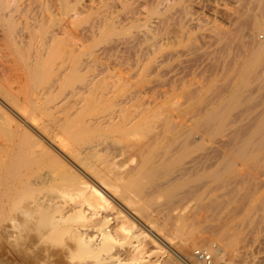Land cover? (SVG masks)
<instances>
[{"label": "rangeland", "instance_id": "rangeland-1", "mask_svg": "<svg viewBox=\"0 0 264 264\" xmlns=\"http://www.w3.org/2000/svg\"><path fill=\"white\" fill-rule=\"evenodd\" d=\"M189 1L190 0H0V170L1 169L3 170L4 166L2 164L3 163L2 159L4 158V156H6V153L3 151L5 153L4 154L1 151V148L3 147L4 144H7V146L9 147L11 145V148H10L11 150L13 147L12 146L13 142L16 141V143H14V146L17 144V142L20 144V145L18 144V147L20 146L19 148L16 147L14 148V150L12 149L13 151H16V153L14 154L12 150L9 151V153L11 152L9 156V159L11 160H8L7 158L8 156L4 158L3 160L5 159L8 160L7 166L9 165L8 168H10L9 170L11 173L21 172L23 177L26 174V176L23 178L25 180L23 181V183L26 182V184L24 185H27V186L25 188V186L22 185L23 187H21V191L22 189H24V191L20 193V195L22 196L25 194L23 196L25 199H27L29 196L30 197L28 199H30L32 195H35L37 193V190H39V192L41 193L44 192L49 195L51 194L50 195L51 197L54 195L58 197V195L61 196L62 193H64L63 192L64 187L62 184L60 185L59 182L61 180L64 181L65 174L63 173H66L65 171L66 167L64 169V164H62L63 166H61V164L59 165V159L62 160L61 162H64L66 164L68 162L70 168L76 173L78 172V175L80 176L83 175L82 177L84 178L90 177L89 174L86 173L81 167L77 166L78 164L76 163L75 160H73V158L69 157L65 152H63L61 148L58 147L57 144H55L51 139H49V136L45 134V131H42L41 128H39L40 129L39 131V129H37L38 126L31 123L28 119L27 121L25 117L27 113H33V112L38 117H42V116L45 117L49 115L47 113H50L51 111H53L51 104L54 103L53 101L55 100L54 97H56V100L60 101V98L64 94L63 92L65 91L67 92V93L65 92L66 93L64 94L65 96H68V97L71 96L70 92H72V89H73L72 85L74 87L77 84H79L77 85V88L75 87L73 89L72 94H74V91L76 89H79L78 86L81 87V83L83 84L84 81H87L89 79L88 77L93 75L92 72H94V70H95L94 73L99 72L101 75L99 77L100 80L98 79L95 86L91 88L93 90L89 91L90 94L91 93L92 94L90 95L88 93L87 95L86 91H88V89H85L83 91V96L81 95L77 96L79 93L72 95V96H76L77 100L74 99L72 96L71 97L73 99H70V97L69 98L67 97L69 99L68 101L70 102L79 101L80 103L78 104L83 103V100H84L83 106L87 105L85 102L87 103L89 102L88 105L84 107V108H87L86 110H84V112H82L84 108L81 106H78L79 110L82 109L80 110V112L82 113L79 115V110H77L75 114L79 116H76L75 114H73L72 115L73 118L72 117L69 118L72 120L75 119L74 122H77L78 120L77 124L72 123L73 125H71V123L69 122H64V123L65 124L67 123V125L69 123L70 126L69 125L65 126V124H63L64 125L63 128L64 129L66 128L67 132H69L68 129H71L73 126H76V125L78 126L76 127L79 128V130L74 127L75 128V131H74L72 128L73 130V133H72L73 137H72L71 135L69 136L67 135V132H65L66 130L65 131L62 130L63 128L61 127L63 125L59 128L57 127L58 129L57 128L55 129V131H58V132L59 130L61 132L63 131L68 137H70V139H73V142L75 144L78 145L82 143L80 144L81 146L78 145L77 148L79 149L80 147L84 148L85 146H87V144L88 145L91 144L94 140L95 142L96 140L98 141L99 138H100L99 141L105 140V141L112 142V143L114 139H117L116 141H114L115 145L118 144L121 146L122 141L124 145H128L129 143L133 141V139L135 140V137L138 139V137L142 135L144 136L145 132L147 131L146 129L150 127L149 124L152 122L151 120L152 118L150 119V117H153L154 112H155L154 115H156L157 111L159 112L160 110L159 108L161 106H158L159 108H156V111L153 110L154 107H157L156 104L158 103L160 104L163 102L164 104H166V105L164 104L162 105L166 107L165 108L167 109L166 112L168 111L170 112V114L177 113L179 116L195 115L197 117L199 116L203 118L202 116H205L206 111L207 109H209L211 104L214 103L215 106H217L222 101L221 100L222 93L225 92L223 93V95H227L230 91L233 90V88L235 89L237 86H239V83L241 82V80H243L242 78H244L247 74L249 81H251L252 83L249 82L248 85L245 86L243 84L244 86H241L243 88L245 87L244 89L240 88L241 89L240 90L241 100H239V103L234 106L235 108L237 107L238 108L235 110L234 107H230L228 108L229 111L227 109L223 111V112L226 111L225 113L227 115L232 114L231 117L229 115L227 116L228 119L226 117L225 119L226 122L224 121L227 127H225L224 125V127L221 129L220 126L222 127L224 122L222 123L221 121L220 123L221 125H220L219 124L220 120L216 118V119H213L214 122L212 120L209 121L210 124H208L207 127L206 125H204L207 129L206 128L204 129V127H201L202 124L198 128L199 130L201 128V131L204 130L203 132H206V134H208L210 138L212 137L211 139H213V137L215 139V137L219 136L218 133H221V132L227 133L230 130L228 128V126L230 127L231 125L229 124V122L233 120L231 118H234L238 111L242 110L243 112H245V109H246V113H247V111L252 109L250 110L252 113L250 111L248 113L254 114V116L250 115L251 117L249 121H247L246 123H242L243 125L242 124L239 125L241 128L237 125L238 128H236L234 131V133L235 132L236 133L234 134L235 136L233 137V141H231L232 143H230L231 145L229 144V146L225 147V149H227L225 153L227 156H225L224 151L221 150L223 148L216 147L215 149H212L214 151L211 150L212 153L210 152L211 153L210 157H212V159L214 160L212 164L198 167L195 169L197 172L192 170L193 172L192 171L189 172L192 175L187 176V180L189 179L191 183L196 182V178L199 175L201 176L197 178V181H209V182L211 181L213 184H215L214 182L219 183V185L218 183H216V185H218L217 188H214L216 190L213 189L215 192H217L216 194L214 195L212 194V196H210L212 192L211 191L209 195L211 198L209 196L207 198V196L205 195L207 200L209 199V203H211L210 207H208L211 210L209 209L207 210V208L201 207L204 204L206 198H203V201H199L198 199L196 200L195 198L191 197L190 199L185 201L186 203L181 202L180 206H182L183 211H184L183 213L184 220L182 222L181 231L175 233V229L173 230L172 227H174L173 226L174 219L176 218H174V216H170L169 219H165V217L167 216L155 213L154 211V206H156L155 204H159L161 200H163L165 197L163 194H162L163 197H160L161 196L160 195L159 198L156 195L157 197L154 198L155 201L153 199V203H149V207H152L153 209L152 213H155L153 214L154 215L153 218L155 219V217L156 218L159 217V219H155L156 222L158 221L157 224L160 225V223L162 222L160 226L164 225V227L170 232L167 238H165L164 240V237L162 238L161 235H159L154 229L149 227L147 224L146 226L143 220L137 214H135V212L131 211L125 204L118 202L116 203L117 204L116 207L118 209L120 208L124 212L127 210L131 212L132 220H130V224H133L132 228L134 230L143 232V235H145L144 236L145 242H149L150 241L149 238L150 239L154 238V240H156L154 244H153V241L149 242L151 247L157 250V252L153 253L152 256L150 257L152 260L156 259L158 260V262L159 261L163 262V260L164 261L167 260V262L165 261L166 264H170V263L173 264V262L174 264H192V263L193 264L195 263L196 264H206L205 262L199 260L195 256L194 254L195 249L202 247V248L209 249L210 252L211 251L213 252V250L217 249L218 247V249L220 248L221 250L222 248V250L225 251L226 259L227 257H229L230 259L234 260V262L236 261L235 262L236 264H264V191H263L264 181L263 182L258 181V178H257L258 176L264 177L263 175L264 174L263 172L264 171V151L260 150L259 153L260 152L261 153L257 154V157L255 156L253 158H249L248 160L247 159L242 160V158L238 154H236L238 152L237 150L240 146L242 138L251 132L250 130H252V126L254 127L255 125L254 123L257 121V116L259 115L260 112H262L261 108L264 105V93H263L264 92V87H263L264 82L262 83L259 79L264 76V74L263 75L261 74L262 69L259 70L262 67L259 66L260 68H257L258 70H256L255 72L254 70L248 73L245 72L244 76L242 77L243 75L242 73L245 69L244 64L246 63V60L248 59V54H249L247 53V50L251 48V44L253 40L254 41L255 39L264 40V32L260 29L259 31L257 29H254V34H253L254 37L252 36L249 39H247L248 37L242 36V35H243V32H245L244 31L245 29H250L251 26H253L252 24L257 17L264 19V0H239L238 2L230 1L226 3V8L217 6L218 0H194L195 1V3H193L194 5H192V3L190 4ZM36 19L38 20V23L35 21ZM32 20L33 22L34 21L36 22V23L34 22L35 26H33V22H31ZM28 24L31 26H29ZM32 26L37 28L38 31L36 30L35 31L39 38H42L45 35H48V34L50 35L51 33L57 32L62 26L66 27L67 34H66V39L64 41L65 48L60 43L59 45L55 44L54 46L55 48L53 49L51 56L48 57L49 58L48 62L47 63L41 62L40 65L37 67L39 69L37 68L33 69L34 67H32L33 70L32 69L30 70V68H28V64L31 61L36 60L37 53H35L34 51L38 50L37 49L38 46L36 48L34 47L33 48L34 50H32L31 47L29 48L28 45H24L22 43L18 44L19 42L15 41L16 40L15 37L17 36V34H21L24 31H27L26 29ZM238 31L240 32L237 33ZM238 35L240 37L242 36L241 39L240 37L237 38ZM248 47L250 48L248 49ZM30 49L31 51H29ZM245 56H247L246 57L247 59L245 58ZM32 57L35 59L33 60ZM63 58H65L66 61L68 59V63H70V66H71L70 75L69 73L66 75V77L69 75L68 76L69 78L65 77L66 80L59 79L58 77V72L60 70V66L62 64ZM242 58L245 61H243ZM88 59L90 60L93 59L92 60L93 63L94 62L96 63H94L92 66L91 65L92 61H89ZM46 60L47 59H44V61ZM156 60L158 61L156 62ZM85 63H87L86 67H88V65H91V66H89L88 68L83 67L85 66ZM154 63H155V66H154ZM78 64L79 65L81 64V65L78 66ZM156 64H159V65H156ZM240 65L241 67L239 69ZM242 66H243V69H242ZM234 69H236V71ZM260 74L262 77H260ZM106 76L108 79H110L109 81L106 78ZM256 77H259V78H256ZM53 78L56 79L54 80L55 82L53 81ZM104 79L106 82L104 81ZM38 80L40 84L42 82L44 84L43 85L41 84L42 86L39 85ZM261 80H264V78H262ZM65 81L66 83H62ZM253 81L254 82L260 81V83L256 82L258 85L256 83L253 84ZM48 82H50L51 86L49 85ZM51 82L53 84H51ZM102 82L103 84H101ZM247 82L245 81V83ZM58 84H60V86ZM64 84L65 85L68 84L67 85L68 88ZM110 86L112 88H110ZM250 86H251L250 91L252 92L253 95H250L251 92L249 91L248 93L247 91V89ZM47 87L51 88L53 92L52 91L49 92L51 89L48 90ZM36 88L39 90H37ZM227 88L229 91L227 90ZM46 90H48V93ZM103 90L107 96L104 95V97H102V93L104 94ZM43 91H46V93L44 92L46 95L43 93ZM108 91L110 92V94ZM84 92L86 93L87 97L86 95L84 96L85 94ZM41 94L43 96L45 95L44 97L42 96L43 98H41V101L44 102V104L40 102V99L38 98L39 96L41 97ZM47 94H50L51 96ZM125 94L127 96L131 94V97L133 96V99L135 98L137 99V96H138L137 100H139V98L140 100L139 101H137L136 99L133 100L129 97L128 99L133 100L132 102L133 107L129 106L124 109L126 113L123 111L124 112L123 116L124 117L126 116V118L124 119L122 117V119H120L122 122L119 121L118 119V121H115L112 124L108 123L111 125L116 124L117 127L119 125V124L117 125V123H120L118 130L115 128L116 126L114 128L108 127V126H111L108 124L106 127L110 129H107L105 127L106 125L105 122H104L105 125L104 123L100 124L98 122H95L96 120L94 118L97 117L96 115L99 114L98 116H100L104 114L105 116L106 115L108 116L110 115L109 112H111L113 108H114L113 110H115V108L119 109V106H117L119 104L111 105L110 103H113V102L115 103L116 101H118L116 103L121 102L122 97L125 98ZM245 94L246 96H244ZM248 94L251 97H248ZM100 95H101V98H99ZM52 96H54L52 98L53 100L50 99ZM242 96L243 98H241ZM78 97L79 98L82 97L83 100L82 99H80L82 101L78 100ZM98 98L100 100H98ZM141 98L144 100L143 103L141 102L143 101ZM49 99L51 100V104H48V105H51L49 106L51 107V109L48 107L46 108L42 106V109L43 108L44 110L46 109L45 110L46 114H44L45 111L44 113H41L43 111L38 112L39 111L38 106L37 108H35L36 103L37 105H40V103L43 105H47L46 101L47 102L50 101ZM145 99L147 100L146 102H145ZM242 99L244 102L242 101ZM244 99H247V100H244ZM152 101L153 103L154 102L155 103L154 104L151 103ZM140 102L142 104L141 107L139 104ZM134 103L136 104L138 103L137 106ZM110 105L111 107L109 110ZM147 105L149 106L152 105L151 108H149V110L147 111V114L150 113L152 115V116H149V121L146 123L148 124L149 127L146 124H144L145 122L142 123L143 121H145V119L139 122L138 126H136L137 128H135V126L133 127L132 124H134L135 122L138 123V120L139 121L140 119L142 120L141 117H143L142 115L143 111L139 112L142 115L141 117H139L140 114L138 115L134 114L135 110L138 111L139 109L140 110L142 109L145 111V114H146V110L143 109V106H147ZM222 106H223V109H225L224 108L225 103L219 104V106L217 107L218 111L222 112L223 110ZM164 107H161L162 109L160 110V112L163 111ZM219 107H221L220 110H219ZM39 108L41 107L39 106ZM107 108L109 112L108 111L103 112V110H107ZM131 108H134L132 111L133 113L129 112V109L132 110ZM230 109L232 111H230ZM106 112L107 114H105ZM111 113H113V111ZM51 115H52V112L50 116ZM74 115L76 116V118H74L75 117ZM84 115L86 117H84ZM146 115L144 116L145 118H146ZM133 116L135 118V121L133 120L134 119ZM206 117H204L203 119H206ZM48 118L46 117V120H48ZM87 118H89V120ZM90 118L92 120L94 119V121H91ZM129 118H132V121H133V122L131 121L132 123H130ZM41 119H42L41 122H47L45 119L40 118V120ZM84 119L87 120L85 121L86 125L84 124L85 122L81 123L82 121H84ZM253 119H256V120L254 121ZM127 120L129 121V123ZM215 120L216 121L218 120L219 122H215ZM87 123H90L91 124L90 127H94V128H95V125L98 126V124L101 126L104 125L102 126L104 127L103 128L104 130L101 129L102 128L101 126H99L100 128L98 129V131H95L96 128L90 129L89 124ZM93 123L95 125H93ZM79 124H81L82 126L84 125V126L82 127ZM128 124L129 125L131 124L133 128L128 127ZM140 124H142V127L145 126V128L143 127L142 129ZM125 125L127 126L126 127L127 129L125 128L124 130L121 131L120 127H124ZM219 129L220 131L218 132ZM226 129L228 131H226ZM99 130L100 131L102 130L103 132L101 131L100 133ZM71 131L69 132L70 134H71ZM41 132L44 133L45 136ZM74 132H76V134H74ZM91 132H92V135H91ZM136 132L140 134H136ZM212 132L213 133L215 132V134L218 136H216ZM62 133H60L59 136H61ZM65 134H62V135H65ZM96 134L98 135L96 136ZM93 135L95 136V138L91 137ZM237 135L238 137H236ZM31 136L34 137L33 140ZM67 136H65V138H67ZM89 137H90V140L93 139L92 142L89 140ZM102 137L105 139H102ZM106 138L108 139L106 140ZM37 139H38V142H40V145H39L40 147H38V145L35 144ZM119 139H120V142L118 141ZM128 140H131V142ZM9 141H10V144H9ZM74 143H72V145ZM112 143L109 144V147L103 146L105 147V150L103 147H101L95 151H88L89 154L91 153V156H93L91 157L92 160L90 161H94V159L96 158V154H99L98 155L100 156L99 161H97L98 156L96 158V161L98 163L105 164L106 163L105 158L107 157V156L105 157V155L111 152L110 148L113 151L112 148H114L113 146L114 143L113 145ZM70 144L71 143H68L69 146ZM128 147H131V146L129 145ZM196 147L200 148L201 145H196ZM75 148L76 146L73 149L77 150V148L76 149ZM42 149L44 151H42ZM127 150L129 153L127 152ZM133 150L134 152H132ZM84 151L86 152V150ZM104 151L107 154H105ZM125 151L126 153H124L123 156L126 154L129 157H126L125 155L123 158L122 156L120 160L122 161L121 163H124V165L127 168L134 166L138 161V157H139L138 155H140V152L137 153L136 149H132V148H130V150L129 148H125ZM85 152L82 153L84 158H87L88 156H90L87 152L86 154L88 156L86 157ZM2 153L4 154V156L2 155ZM42 153H44L43 155L45 157H47V154H48L49 156L47 158L49 159H45L44 157L43 160L44 159L45 160L44 162H42V157H43ZM52 153H54L53 157L55 158L51 156L53 155ZM32 155L33 157H31ZM103 157H104V160H103ZM36 158H38V161ZM88 158L90 159V157ZM100 158L102 159L103 162L100 161ZM26 159L27 160L29 159L30 161L28 160L29 161L28 162L26 161ZM53 159H56V160H53ZM89 159H88V162L90 163ZM221 159L225 160L226 162L222 161ZM19 160H21V162ZM33 160L35 161V163L37 162L39 163V160L42 163L41 162L40 164L34 163V165L39 166V167L38 166L36 167L32 164ZM96 161H94L93 163L94 164L97 163ZM29 163L33 165L31 167L32 170H29V167L31 166V165H28ZM174 163H173L174 168H176L177 165L179 166L178 161ZM25 164H27V170H25L26 169ZM10 165L11 166L14 165L13 166L14 168L13 167L11 168ZM19 165L21 166L19 167ZM173 167H171V169ZM210 167H213V168L211 169ZM214 167L216 169H214ZM205 168L207 169L208 175H205L206 174ZM16 169H18V171H13ZM62 169H64L63 172H62ZM217 169L219 170L217 171ZM242 169H243V172H242ZM30 171L32 173L35 172L33 173V177H31L32 174L30 173ZM211 171H214L215 174L213 172L210 175ZM218 172H220L221 177L216 179L215 177H213V174L214 176L218 177L217 176ZM45 173L52 175V178L54 176V179L58 178V180L57 182L56 180L52 181L53 179L49 181L50 183L54 182V184H49L48 182L47 184L48 187L46 186V183H44L41 186L45 185L46 186L45 189L47 190L40 191L42 189L38 186L42 183L38 182V181H41V178L39 176H42ZM27 175H29L31 179L29 177L27 178ZM202 175H204V177H202ZM61 177L62 179H60L59 181V178ZM26 178L30 180L28 181L26 180ZM1 180L2 178L0 179V264H36V263L45 264L46 261L43 260L42 257L40 256L42 252L39 253V251L43 249L42 248L43 246L40 247L41 249L37 248V250L38 249L39 250L36 251L35 244L37 245L39 242L34 243L36 239L32 238V236H30L31 238L29 237V239H27L24 243L20 244L19 246H16L12 243H9V241H6V240H9V238L6 239V236L4 237L5 234H3V230H4L3 225L5 221L4 218H6V216H10L11 214H12L11 216L13 217V212L15 211L14 204L18 201V197L20 198L21 196L18 195V197L16 198L13 196L10 198V201H7V198H5L7 197L5 194L6 184L4 183V181H1ZM244 180H245V183H243ZM27 183L28 184L31 183L30 186ZM36 183L38 185H36ZM55 183L56 184L58 183V186H56ZM50 185H53V186H50ZM147 185L149 186L147 180H145L144 183L142 181V184L138 186L140 187V192L143 191L144 193L142 192L140 195H139L140 192H135L136 194L134 193V195H136L134 200L136 199L135 201H137L138 203L137 202L135 203L133 201V205L130 206V208L132 207L131 208L132 210H136L135 208H139L140 213L141 212L147 213L148 210L149 212L151 211L148 207V201H144L145 199H149V195L147 196V194L144 191L145 189L143 188V187H146ZM28 187L30 188V193L32 192V194L28 193V189H29ZM219 187H222L224 190ZM61 189H62V192H60ZM136 191H138V189ZM59 193H61V195ZM142 194H144L147 197H142ZM137 195H139L140 197ZM137 197H139L140 199ZM257 197H259V199ZM140 200L142 204L141 202H139ZM149 200L151 201V199ZM229 201L231 203H229ZM251 202L253 206L254 204L255 206L252 209V211H250L251 217H249V214L245 213L246 212L245 209L248 208V205L250 206ZM212 203H215V204H212ZM135 205L136 206L138 205V206L134 207ZM146 205L148 209L146 208ZM245 206H247V208H245ZM122 208L123 209L125 208V209L123 210ZM235 208L237 212L233 211L235 210ZM142 209L144 210L141 211ZM227 209L230 210L231 212V213L229 212L230 216L234 214L235 216H232V217L233 218L236 217L235 218L236 225L231 228V231L232 233L234 232V234L230 236L234 241V244H235L234 247L226 246L223 243L222 239H220V232H221L220 230L223 227L224 223H226L225 221L229 220V218L226 217V215H228L226 211ZM241 213L243 216L248 215V217L247 218L244 217L243 219V216L240 215ZM223 214H225V216ZM161 216L164 218L165 223L167 224L170 223L169 226H171L170 227L171 229L167 228L168 225L165 226L166 224L163 222L162 220L163 218ZM17 218L20 219L21 217L17 216ZM222 218H224L225 221ZM167 220L170 222H168ZM242 223L243 225H241ZM172 230L173 232H171ZM146 239H148L149 241H147ZM30 240H32L33 242L32 241L30 242ZM185 242H188L189 246H184ZM28 243L30 245L31 243L32 244L34 243V245L30 246ZM27 251L30 253L34 251L32 255H35V256L33 257L37 258V256H40L41 259L38 258L39 260L37 259L38 260L37 261L36 258L33 259L32 257L31 259H33L34 261L33 260L31 261V259L29 260L31 254L29 253L28 255ZM36 252H38L37 255H36ZM233 253L235 254L233 255ZM192 254H194V257L192 256ZM211 255L213 259L211 264H227V263H222L223 262L222 260L221 261L217 260L219 262L216 263L214 253H212ZM168 256H169L168 259L171 260L170 263L168 262L169 260L167 259ZM189 256H191L192 258ZM190 259H193V260H190ZM41 260L44 263L39 262Z\"/></svg>", "mask_w": 264, "mask_h": 264}, {"label": "bare ground", "instance_id": "bare-ground-1", "mask_svg": "<svg viewBox=\"0 0 264 264\" xmlns=\"http://www.w3.org/2000/svg\"><path fill=\"white\" fill-rule=\"evenodd\" d=\"M230 1H234V2H238L239 0H218V3H217V6H221V7H223V8H226V3L227 2H230ZM190 2V4L192 3V5H194L193 3H195V1L194 0H190L189 1ZM198 4V3H197ZM35 19V18H34ZM253 20V19H252ZM37 23H38V20L36 19L35 20ZM34 21V22H35ZM31 22H33V20L31 21ZM33 22V26H35L34 24L36 23H34ZM29 24H30V22H29ZM28 24V25H29ZM32 24V23H31ZM38 25V24H37ZM253 26H251V28L250 29H243L245 32H243V35L242 36H246V37H248L247 39H249V38H251L252 36L254 37V29H257L258 31H259V29L260 30H262L263 32H264V19L263 18H259V17H257L256 19H255V21L253 22V24H252ZM29 26H31V25H29ZM30 27V28H28V29H26L27 31H24L23 33H21V34H17V36L15 37L16 38V40L15 41H18L17 43L18 44H20V43H22V44H24V45H28L29 46V48L31 47V49L32 50H34L33 48L35 47H37V51H34L35 53H37V58H36V60L35 61H29L30 63L28 64V68H30V70L32 69V67H34L33 69H35V68H37L39 65H40V63L41 62H48V57L49 56H51V53H52V51H53V49L55 48L54 46H55V44H58L59 45V43L65 48V45H64V41H65V39H66V34H67V31H66V27H64V26H62L57 32H55V33H51L50 35L48 34V35H45L44 37H46V38H44V37H42V38H39L38 36H37V33H36V31H38L37 30V28H35V27ZM38 27V26H37ZM27 28V27H26ZM242 29V28H241ZM36 30V31H35ZM225 31V30H224ZM242 31V30H241ZM54 32V31H53ZM236 32V31H235ZM234 32V33H235ZM240 31H238L237 33H239ZM226 33V32H225ZM255 33H256V31H255ZM39 34V33H38ZM47 34V33H46ZM221 34V33H220ZM41 35V34H40ZM241 35V34H240ZM42 36V35H41ZM241 36V37H242ZM236 37V36H235ZM238 37H240L239 35L237 36V38ZM241 37H240V39H241ZM245 37V38H246ZM255 39V38H254ZM242 40H243V38H242ZM57 41H59V42H57ZM252 41V40H251ZM57 42V43H56ZM16 43V42H15ZM248 46H250V45H248ZM62 47V48H63ZM24 48V47H23ZM250 47H248V49H249ZM28 49V48H27ZM31 49L29 50V51H31ZM28 51V50H27ZM66 52V51H65ZM247 53H249L248 54V59L246 58L247 56H245V58L247 59L246 60V63L244 64V66H245V69H244V71H243V75H242V77L244 76V73L246 72V73H248V72H250V71H252V70H254V72L256 71V70H258L257 68H260V67H262V68H260L259 70H261L262 69V75L264 74V40H256L255 39V41L253 40V42H252V44H251V48L249 49V50H247ZM28 54V53H27ZM35 56V57H36ZM32 59L34 60L35 58H33L32 57ZM44 59H47L46 61H44ZM243 59V58H242ZM89 61H92V60H90V59H88ZM158 60H156V62H157ZM240 61V60H239ZM243 61H245L244 59H243ZM242 61V62H243ZM87 62V61H86ZM160 62V61H159ZM241 62V61H240ZM43 63V64H44ZM75 63V62H74ZM88 63V62H87ZM87 63H85V66H83V67H86V64ZM94 63H96V62H94ZM93 61H92V66H93ZM42 64V65H43ZM82 64V63H81ZM80 64V65H81ZM89 64V63H88ZM241 64H243V63H241ZM79 64H78V66H80ZM91 65H88V67L89 66H91ZM153 65V64H152ZM156 65H159V64H156ZM44 66V65H43ZM98 66V65H97ZM154 66H155V63H154ZM260 66V67H259ZM41 67V66H40ZM88 67H86V68H88ZM159 67V66H158ZM240 67H241V65L239 66V69H240ZM74 68V67H73ZM72 68V69H73ZM92 68V67H91ZM153 68V67H152ZM156 68H157V66H156ZM32 69V70H33ZM37 69H39V68H37ZM36 69V70H37ZM70 69H71V66H70V63H68V59H67V61H66V59L65 58H63V60H62V64H61V66H60V70H59V72H58V77H59V79H64V80H66V78L70 75ZM93 69V68H92ZM96 69V68H95ZM242 69H243V66H242ZM74 70V69H73ZM235 71H236V69H234ZM35 71V70H34ZM73 72V71H72ZM94 72H95V70H94ZM94 72H92V76H90V77H88L89 79L87 80L86 78V80L87 81H84L83 82V84L81 83V87H79L78 86V88L79 89H76L75 91H74V94H78L77 96H79V95H81V96H83V91L85 90V89H88V91H86V93H87V95H88V93L90 94V90H93V89H91L92 87H94L95 86V84H96V82L98 81V79H99V77H100V73L98 72H96V73H94ZM69 73V75L66 77V75ZM85 73V72H84ZM88 73V72H87ZM109 73V72H108ZM106 74V73H105ZM251 74V73H250ZM254 74V73H253ZM256 74H257V72H256ZM261 74H260V77H262L261 76ZM76 75V74H75ZM89 75H91V74H89ZM103 75V74H102ZM107 75H109V74H107ZM255 75V74H254ZM258 75H259V73H258ZM57 76V75H56ZM248 76H250V75H248ZM256 76V75H255ZM66 77V78H65ZM235 77V76H234ZM241 77V78H242ZM69 78V77H68ZM106 78H107V76H106ZM247 78V79H246ZM251 78V77H250ZM256 78H259V77H256ZM262 78H264V76L262 77ZM262 78H259L260 79V81L263 83L264 82V80H261ZM84 79V80H85ZM108 79V78H107ZM106 79V80H107ZM112 79V78H111ZM243 80L244 79H246V80H241V82H242V84H241V82L239 83V86H237L235 89L233 88V90L232 91H230L227 95H223V93H225V92H223L222 93V97H221V100L223 101V103H225V109H223V106H222V112L221 111H218V109H217V107L219 106V104L221 103V104H223L222 103V101L217 105V106H215V104L213 103V104H211V106L209 107V109H207V111H206V114H205V116H202L203 118L204 117H206V119H203V118H201V117H197V116H195V115H191V116H186V115H183V116H179L177 113L175 114H173V113H171L170 114V112H166V110L167 109H165L166 107H164V105H166V104H164L163 102L162 103H158V104H156V106L157 107H154L153 108V110H155L156 111V108H159L158 106H161V107H164L163 108V111H161L160 112V110L162 109L161 107L158 109L159 110V112L157 111V114L156 115H154L155 114V112L153 113V117H150V119L152 120V122L149 124L150 125V127L148 126V124H146L148 121H149V116H152L149 112V114H147V111L149 110V108H151V106L155 103H153V101L151 102V103H153L152 105H147V106H143V109H145L146 110V114H145V111L144 110H138V111H136L135 110V113L134 114H136V115H138V114H140L139 115V117H141L142 115H143V117L146 115V118H148V119H146L145 117L143 118V117H141L142 118V120L140 119V121L138 120V123H134V124H132L133 125V127L135 126V128H137L136 126H138V124H139V122H141V121H143L144 119H145V121H143L142 123H144V124H146L148 127V129H146L147 131L145 132V135L143 136H140V137H138V139L135 137V140L133 139V141L131 142V140H128V141H130L131 143H129L128 145H124L123 144V141H122V145L120 146V145H118V144H116L115 145V143H114V141H116L117 139H114V141H113V143H114V145H113V143L112 142H108V141H99V139H98V141L96 140V142H95V140L92 142V140H90V137H89V140L92 142L91 144H87V146H85L84 148H82V147H80V149L79 148H77L78 147V145H80V144H82V143H80V144H75L74 142H73V139H70V137H68L69 135H71L72 137H73V135H72V133H73V130L75 131V128H77L76 126H73L72 128H73V130H72V128L71 129H68V127H67V129L69 130V132L71 131V134L69 133V132H67V130H66V128L64 129L63 127H64V125L63 124H65L64 122H69V123H71V125H73L72 123H75V124H77V122H78V120H77V122H74L75 121V119L74 120H72V119H69L70 117H72V115L73 114H75V112L77 111V110H79V107L78 106H81V107H86L87 105H88V103L87 102H85L87 105L86 106H83V104H84V100L82 99V97L81 98H79L78 97V100H80V99H82L83 100V103H81V104H78V103H80L79 101H68L69 99V97H70V99H76V96H72V95H74V94H72L73 93V89L76 87L77 88V85H79V84H77L76 86H74L73 87V85H72V92H70L71 93V96L73 97H71V96H65L64 94H66L65 92H63L64 94L62 95V93H61V98H60V101L59 100H56V97H54V96H52L50 99H52L53 97H54V99L56 100H53L54 101V103L53 104H51V100L50 101H46V103H47V105H43L44 104V102H42L41 101V98H43L46 94V91H47V93H48V90L49 89H51V88H48V87H50L51 85H50V82H48L49 83V85L50 86H48L47 87V89L48 90H46V91H43V93L45 94L44 96L41 94V97L39 96H37L39 99H40V102H42L43 104H41L40 103V105H37V103H36V107L35 108H37V106H38V109H39V111L38 112H40V111H43V112H41V113H44V111L46 110H44V108L42 109V106H44V107H48V108H50L51 109V107H49V106H51L52 105V110L53 111H51L52 112V115L50 116V114H51V112L50 113H47V114H49V115H47V116H45V117H38V116H36L35 115V113L33 112V113H27L26 114V120L28 119L31 123H33V124H35L36 126H38V128L37 129H39V128H41L42 129V131H45V134L47 135V136H49V139H51L55 144H57L58 145V147L59 148H61L62 150H63V152H65L69 157H71V158H73V160H75L76 161V163L78 164L77 166H79V167H81L86 173H88L89 174V176L91 177H86V178H84V177H82V176H80V175H78V172L76 173L75 171H73L71 168H70V166H69V164H68V162H67V164L66 163H64V162H61L62 160H60L59 159V165L61 164V166H63L62 164H64V169H65V167H66V173H63V174H65V178H64V181H60V179H62V177L61 178H59V184L61 185H63V192L64 193H62V195H61V193H59L61 196H59L58 195V197H56L55 195V197L54 196H50L49 194H46V193H41V192H39V190H37V193L35 194V195H32L31 196V198L30 199H28L26 196V198L29 200V201H31V203H32V205L37 209V211H46V212H49L51 215H52V217H54V219H55V221H56V224H57V226L59 227V229H60V231H61V233H63L66 237H71V238H73V239H80L81 241H83V240H87V242H88V244L89 245H95V246H98V248H99V253H100V257H103L104 258V264H166V262H167V260H163V262H158V260H152L150 257L152 256V254L153 253H155V252H157V250H155V249H153L152 247H151V245H150V241H153V244L155 243V241L156 240H154V238H149V240L148 239H146L147 241H149V242H145V240H144V236L145 235H143V232H140V231H136V230H134L133 228H132V226H133V224H130V220H132L131 219V216H132V214H131V212L130 211H122L120 208L118 209L116 206H117V204L116 203H123V204H125L131 211H133V212H135V214H137L142 220H143V222L145 223V225L147 224L149 227H151L152 229H154L159 235H161L162 236V238L164 237V240H165V238H167V236H168V234L170 233L165 227H164V225L163 226H160L161 225V223H160V225H158L157 223H158V221L156 222V220L155 219H159V217L158 218H156L155 217V219L153 218L154 217V215L153 214H160V215H164V216H167V217H165V219H169L170 218V216H174V218H176V219H174V225H173V223H172V225L174 226V227H172L173 228V230L175 229V233L176 232H180L181 231V226H182V222H183V213H184V211H183V208H182V206H180V204H181V202H185V201H187L188 199H190L191 197H193V198H195L196 200L198 199L199 201H203V198H206L205 197V195L207 196V198H208V196L210 195V192H211V195L210 196H212V194L214 195V194H216L217 192H215L214 190H216V189H214V188H217L218 187V185H219V183L218 182H214L215 184H213L211 181L209 182V181H197V178L199 177V176H201V175H199V176H197V178H196V182H193V183H191L190 182V180L188 179L187 180V176H189V175H192V174H190L189 172L190 171H192V170H194V171H196L195 169L196 168H198V167H201V166H206V165H208V164H212V162L214 161L213 159H212V157H210V154L212 153V151H214V150H212V149H215L216 147H221V148H223V149H221V150H223L224 151V154L226 153V151H227V149H225V147L226 146H229V144L230 143H232L231 141H233V137L235 136L234 134L236 133H234V131H235V129L236 128H238V126L239 125H241L242 123H246L247 121H249V119H250V117L253 115L254 116V114H251L252 112L250 111V110H252V109H250L249 111L251 112L250 114L248 113L249 111H247V113H246V109H245V112H243L242 110L241 111H238L237 113H236V116L234 117V118H231V119H233L232 121H230L229 122V124H231L230 125V127L228 126V128L230 129L229 131L226 129V131H228L227 133L225 132V133H218V135H216L215 134V132L213 133V134H215L216 136H218V137H215V139H214V137H213V139H211L210 138V136L208 135V134H206V132H203V131H201V128H200V130L198 129L199 128V126L201 125V127H204V129L207 127V125L208 124H210L209 123V121H213V119H216V118H218L219 120H220V122L217 120H215V122H219V124L221 123V121H222V123L225 121L226 122V117L229 115H227L225 112H223L224 110H228L229 111V109L228 108H230V107H234L236 104H238L239 103V100H241L240 99V88H243V87H241V86H246V85H248L249 84V82H251V81H249V78L247 77V74H246V76L244 77V78H242ZM40 80V79H39ZM39 80H38V83H39ZM54 80H56V79H54L53 78V81ZM100 80V79H99ZM110 79H108V81H109ZM114 80V79H113ZM155 80V79H154ZM162 80V79H161ZM236 80V79H235ZM247 80H248V82H247ZM252 80V79H251ZM256 80V79H255ZM48 81V80H47ZM50 81V80H49ZM52 81V80H51ZM60 81V80H59ZM62 81V80H61ZM67 81H68V79H67ZM70 81V80H69ZM83 81V80H82ZM104 81H105V79H104ZM234 81V80H233ZM245 81L247 82V83H245ZM260 81H256L257 83L259 82L260 83ZM55 82V81H54ZM71 82V81H70ZM106 82V81H105ZM112 82H114V81H112ZM149 82V81H148ZM256 82H254L253 81V84L254 83H256ZM59 83H61V82H59ZM62 83H66V81L65 82H62ZM252 83V82H251ZM256 83V84H257ZM42 85L44 84L43 82L41 83ZM40 83H39V85H41ZM47 84V83H46ZM46 84H45V86H46ZM51 84H53L52 82H51ZM101 84H103V82L101 83ZM100 84V85H101ZM116 84V83H115ZM244 84V85H243ZM252 84V85H253ZM264 84V83H263ZM41 85V86H42ZM59 86H60V84H58ZM65 85V84H64ZM68 85V84H67ZM67 85H65V86H67ZM151 85H153V84H151ZM251 85V86H252ZM258 85V84H257ZM149 86V85H148ZM251 86L247 89V91H248V93H249V91L251 90L250 88H251ZM261 86H262V84H261ZM36 87V86H35ZM38 87V86H37ZM40 87V86H39ZM52 87H54V86H52ZM64 87V86H63ZM108 87H109V85H108ZM115 87V86H114ZM113 87V88H114ZM264 87V86H263ZM262 87V88H263ZM45 88V87H44ZM43 88V89H44ZM67 88H68V86H67ZM96 88H98V87H96ZM100 88V87H99ZM110 88H112L111 86H110ZM149 88V87H148ZM245 88V87H244ZM243 88V89H244ZM258 88H259V86H258ZM262 88H260V89H262ZM37 89V88H36ZM42 89V88H41ZM40 89V90H41ZM55 89V88H54ZM37 90H39V89H37ZM96 90H98V89H96ZM108 90V89H107ZM227 90H228V88H227ZM4 91V90H3ZM42 91V90H41ZM53 92V90L51 89L49 92ZM71 91V90H70ZM229 91V90H228ZM246 91V92H247ZM5 92V91H4ZM59 92V91H58ZM93 92V91H92ZM103 92H104V90H103ZM107 92V91H106ZM109 92V91H108ZM227 92V91H226ZM251 92V91H250ZM260 92H261V90H260ZM262 92H263V90H262ZM40 93V92H39ZM38 93V94H39ZM42 93V92H41ZM82 93V94H81ZM85 93V92H84ZM86 93L84 94V96L86 95ZM128 93V92H127ZM264 93V92H263ZM92 94V93H91ZM90 94V95H91ZM97 94V93H96ZM95 94V95H96ZM108 94V93H107ZM109 94H110V92H109ZM136 94V93H135ZM221 94V93H220ZM47 95H50V94H47ZM87 95H86V97H87ZM95 95H94V97H95ZM104 95H106L105 94V92H104V94L102 93V97H104ZM129 95V94H128ZM133 95V94H132ZM138 95V94H137ZM136 95V96H137ZM215 95V94H214ZM250 95H253L252 94V92H251V94ZM43 96V97H42ZM51 96V95H50ZM59 96V95H58ZM97 96V95H96ZM107 96V95H106ZM136 96H134V97H136ZM244 96H246V94L244 95ZM68 97V98H67ZM131 98V99H133V96L131 97V94L129 95V96H127L126 94H125V98L124 97H122V101L121 102H119V103H116V102H118V101H116L114 104L113 103H110L111 105H117V104H119V105H117V106H119V109L117 108H115V110H111V112L113 111V113H111V112H109L108 111V108H107V110H103V112L104 111H108L109 112V114L110 115H100V116H98V115H96L97 117L96 118H94L96 121L95 122H98V123H100V124H102V123H106V125H105V123H104V125H105V127L107 126V124L108 123H113V122H115V121H118V119H119V121H121L120 119H122V117L125 119L126 118V116L124 117L123 116V113L125 112L124 111V109L126 108V107H131L132 105H133V100H135V99H133V100H130V99H128V98ZM213 97V96H212ZM216 97V96H215ZM219 97V96H218ZM248 97H251V96H249V94H248ZM49 98V97H48ZM59 98V97H58ZM99 98H101V95H100V97ZM98 98V100H100ZM106 98V97H105ZM211 98V97H210ZM241 98H243V96L241 97ZM247 98V97H246ZM46 99V98H45ZM89 99V98H88ZM137 99H138V96H137ZM136 99V100H137ZM142 99V98H141ZM252 99V98H251ZM77 100V99H76ZM82 100H80V101H82ZM139 100H140V98H139ZM139 100H137V101H139ZM143 100V99H142ZM216 100V99H215ZM220 100V99H219ZM218 100V101H219ZM244 100H247V99H244ZM250 100V99H249ZM52 101V102H53ZM87 101V100H86ZM136 101V102H137ZM147 100L145 99V102H146ZM214 101V100H213ZM212 101V102H213ZM242 101H243V99H242ZM102 102V101H101ZM101 102H99V103H101ZM142 103L144 102V100L143 101H141ZM141 102L139 103L140 104V107H141ZM244 102V101H243ZM45 103V104H46ZM98 103V102H97ZM148 103V102H147ZM150 103V104H151ZM39 104V103H38ZM48 104H51V105H48ZM136 106H137V104L136 103H134ZM149 104V103H148ZM162 104H164V105H162ZM241 104V103H240ZM239 104V105H240ZM111 105L109 106V110H110V107H111ZM238 105V106H239ZM39 106L41 107V108H39ZM96 106V105H95ZM108 106V105H107ZM139 106V105H138ZM215 106V107H214ZM133 107V106H132ZM140 107H138V108H140ZM208 107V106H207ZM54 108V109H53ZM106 108V107H105ZM104 108V109H105ZM171 108H172V106H171ZM220 108L221 107H219V110H220ZM235 108V107H234ZM234 108H232V109H234ZM238 108V107H237ZM237 108H235V110L237 109ZM262 108H264V105L262 106ZM261 108V110H262V112H260L259 113V115L257 116V121L254 123L255 125H254V127L252 126V130H250L251 132L248 134V135H245L243 138H242V140H241V143H240V146H239V148H238V152L236 153V154H238L241 158H242V160H244V159H249V158H253V157H257V154H260L259 153V151L260 150H262V151H264V131H263V129H264V109H262ZM87 108H84L83 110L82 109H80V110H82V112H84V110H86ZM132 110H130L129 109V112H132L133 111V109L134 108H131ZM56 110V111H55ZM80 110H79V115L82 113V112H80ZM127 110V109H126ZM32 111V110H31ZM35 111V110H34ZM37 111H36V113H37ZM90 111V110H89ZM124 111V112H123ZM141 111H143L142 112V115H141V113H139V112H141ZM170 111V110H169ZM230 111H232L231 109H230ZM30 112V111H29ZM49 112V111H48ZM151 112V111H150ZM174 112V111H173ZM256 112V111H255ZM258 112V111H257ZM87 113V112H86ZM100 113H102V112H100ZM126 113V112H125ZM133 113V112H132ZM228 113V112H227ZM232 113H234V112H232ZM40 114V113H39ZM44 114H46V111H45V113ZM105 114H107V112L105 113ZM37 115H38V113H37ZM76 116H79V115H77V114H75ZM74 115V116H75ZM86 115V114H85ZM84 115V117H86ZM125 115V114H124ZM130 115V114H129ZM133 115V114H132ZM232 115V114H231ZM231 115H229L230 117H231ZM251 115V116H250ZM48 116H49V118H48ZM76 116L74 117V118H76ZM46 117L48 118V120H46ZM136 117V116H135ZM139 117H137V118H139ZM229 117V118H230ZM40 118H43V119H45L47 122H41L42 121V119L40 120ZM73 118V117H72ZM81 118H83V117H81ZM133 118H134V116H133ZM68 119H69V121H68ZM88 120H89V118H87ZM91 119V118H90ZM94 119L92 120L91 119V121H94ZM123 119V120H124ZM227 119H228V117H227ZM27 120V121H28ZM44 120V121H45ZM71 120H72V122H71ZM129 120H130V123H132L133 121H132V118H129ZM134 121H135V118L133 119ZM254 121L256 120V119H253ZM80 121V120H79ZM85 121H87V120H85L84 119V121H82L81 123H83V122H85ZM128 121V120H127ZM132 121V122H131ZM90 122V121H89ZM122 122V121H121ZM214 122V121H213ZM223 123V126L221 127L220 126V128L222 129L223 127H224V125L226 124V123ZM232 122V123H231ZM30 123V124H31ZM69 123H68V125H69ZM91 123V122H90ZM90 123H87V124H89V127H90ZM97 123V124H98ZM128 123H129V121H128ZM85 125H86V122L84 123ZM111 124H108V125H111ZM119 124V125H118ZM137 124V125H136ZM248 124V123H247ZM63 125V126H62ZM67 125V123L65 124V126H68ZM79 125H81V124H79ZM93 125H95L94 123H93ZM104 125H102V126H104ZM117 125H118V127L120 126V123H117ZM127 125V124H126ZM124 126V127H120L121 129V131L122 130H124L127 126ZM132 125L130 124H128V127H132ZM141 125V127H142V124H140ZM139 125V126H140ZM204 125H206V127L204 126ZM214 125H215V123H214ZM218 125V124H217ZM221 125V124H220ZM238 125V126H237ZM243 125V124H242ZM62 126V127H61ZM70 126V125H69ZM82 126V125H81ZM84 126V125H83ZM82 126V127H83ZM97 125H95V128H96V130L95 131H98V129L100 128L99 126H101V125H99L98 124V128L96 127ZM101 126V127H102ZM113 126V127H112ZM116 126V124L114 125H111V126H108V127H111V128H114ZM122 126V125H121ZM219 126V125H218ZM59 128V127H61V128H63L62 130H66L65 132H67V135L63 132H61L60 130H59V132L60 133H62V134H65V135H62L61 134V136H59V132L58 131H55V129L56 128ZM75 127V128H74ZM87 127V126H86ZM117 126L115 127L117 130L119 129ZM132 127V128H133ZM144 128H145V126H143ZM143 127H142V129H143ZM210 127V126H209ZM208 127V128H209ZM225 127H227V125H225ZM240 127V126H239ZM36 128V127H35ZM57 128V129H58ZM60 128V129H61ZM91 128H94V127H90V129ZM94 128V129H95ZM104 127H102L101 129H103ZM107 128V127H106ZM135 128H134V130H135ZM241 128V127H240ZM36 129V130H37ZM78 130H79V128H77ZM76 129V130H77ZM107 129H110V128H107ZM127 129V128H126ZM207 129V128H206ZM213 129V128H212ZM93 130V129H92ZM104 130V129H103ZM106 130V129H105ZM119 130V131H120ZM238 130V129H237ZM242 130V129H241ZM39 131H40V129H39ZM102 131V130H101ZM101 131L99 130V132L101 133ZM133 131V130H132ZM212 131V130H211ZM220 131V129L218 130V132ZM239 131V130H238ZM103 132V131H102ZM216 132H217V130H216ZM28 133V132H27ZM42 133V132H41ZM78 133V132H77ZM117 133V132H116ZM121 133V132H120ZM128 133H129V131H128ZM143 133V132H142ZM238 133V132H237ZM243 133H245V132H243ZM42 134H44V133H42ZM45 134H44V136H45ZM74 134H76V132H74ZM136 134H140V133H137L136 132ZM80 135V134H79ZM91 135H92V132H91ZM98 134H96V136H97ZM117 135V134H116ZM214 135V136H215ZM65 136H67V138H65ZM75 136V135H74ZM120 136V135H119ZM137 136V135H136ZM213 136V135H212ZM29 137V136H28ZM32 137V136H31ZM78 137V136H77ZM91 137H94L95 138V136L93 135V136H91ZM236 137H238V135L236 136ZM33 138L34 137H32V140H33ZM109 138V137H108ZM108 138H106V140L108 139ZM117 138V137H116ZM125 138V137H124ZM132 138H134V137H132ZM67 139V140H66ZM70 139V140H69ZM97 139V138H96ZM102 139H105V138H103L102 137ZM129 139V138H128ZM66 140V141H65ZM81 140V139H80ZM84 140V139H83ZM110 140V139H109ZM123 140V139H122ZM68 141V142H67ZM70 141V142H69ZM111 141V140H110ZM119 142H120V139L118 140ZM50 142V141H49ZM81 142V141H80ZM86 142V141H85ZM84 142V143H85ZM8 143V142H7ZM14 143H16V141H14L13 142V147H12V149L14 150V148H16V147H18V142H17V146L15 145L14 146ZM52 143V142H51ZM68 143H71L70 144V146L68 145ZM72 143H74L73 145H75L76 146V148H77V150H74L73 148L75 147V146H73L72 145ZM88 143H89V141H88ZM110 143H112V145L114 146V148H112L113 149V151L111 150V148H110V151L111 152H109L108 154L105 152V154H107V155H105V164H101V163H98L97 161H99V157L100 156H98L99 154H96V158H97V156H98V159H97V161H96V158L94 159V161H96L97 163H98V165H97V163H93L94 161H90V160H92L91 159V157H93V156H91V153L89 154V152L88 151H95V150H97V149H99V148H101V147H103V146H108L109 147V144ZM125 143V142H124ZM9 144H10V141H9ZM8 144V145H9ZM11 144H12V142H11ZM35 144H37L38 145V147H40L39 145H40V142H38V139H37V141H36V143ZM235 144V143H234ZM20 145V144H19ZM54 145V144H53ZM118 145V146H117ZM131 146V147H128V146ZM196 145H201V147L199 148H197L196 147ZM231 145V144H230ZM35 146V145H34ZM33 146V147H34ZM45 146V145H44ZM47 146V145H46ZM55 146V145H54ZM81 146V145H80ZM20 147V146H19ZM18 147V148H19ZM42 147V146H41ZM73 147V148H72ZM89 147V148H88ZM10 148H11V145H10V147L9 146H7V144H4L3 145V147L1 148V151L3 152H5L6 153V156H4V154L2 153V155L4 156V158H6L7 156V158H8V160H11V159H9V156H10V153H9V151H11L10 150ZM75 148V149H76ZM104 148V150H105V147H103ZM125 148H129V150H130V148H132V149H136V151H137V153L138 152H140V155H138L139 157H138V161H137V163L134 165V166H131V167H126L125 165H124V163H121L122 161H120L121 160V158H122V156H123V154L124 153H126V151H125ZM263 148V149H262ZM30 149V148H29ZM60 149V150H61ZM83 149V150H82ZM228 149H229V147H228ZM12 150V151H13ZM37 150H39V149H37ZM84 150H86V152L84 151ZM101 150V149H100ZM108 150V149H107ZM212 150V151H211ZM221 150H219V151H221ZM233 150V149H232ZM32 151V150H31ZM42 151H44L43 149H42ZM41 151V152H42ZM50 151V150H49ZM56 151V150H55ZM14 152V154L16 153V151H13ZM54 152V151H53ZM59 152V151H58ZM83 152H85V155H86V157L88 156L86 153L88 152V154L90 155V156H88V157H90V159H89V161H90V163L88 162V159L87 158H84V156L82 155V153ZM103 152V151H102ZM127 152H128V150H127ZM132 152H134V150L132 151ZM211 152V153H210ZM21 153V152H20ZM30 153V152H29ZM96 153V152H95ZM129 153V152H128ZM229 153V152H228ZM232 153V152H231ZM14 154H13V156H14ZM18 154V153H17ZM40 154V153H39ZM44 153H42V155H43ZM53 155H51L52 157L54 156V153H52ZM101 154H103V153H101ZM135 154V153H134ZM223 154V155H224ZM126 155V154H125ZM124 155V156H125ZM136 155V154H135ZM134 155V156H135ZM263 155V154H262ZM262 155H261V157H262ZM2 156V157H3ZM12 156V157H13ZM19 156V155H18ZM37 156V155H36ZM36 156H34V157H36ZM49 155L47 154V157H48ZM124 156H123V158H124ZM225 156H227L226 154H225ZM24 157V156H23ZM27 157V156H26ZM30 157V156H29ZM31 157H33V155L31 156ZM42 157V156H41ZM45 156L43 155V157H42V162H44V160L45 159H49V158H47V157H45V159L43 160V158H44ZM126 157H129L128 155H126ZM223 157V156H222ZM260 157V156H259ZM3 158V159H4ZM40 158V157H39ZM53 158H55V157H53ZM70 158V159H71ZM221 158V157H220ZM219 158V159H220ZM225 158V157H224ZM2 159V161H3V170L1 171L0 170V179L2 178V180L1 181H4V183L6 184V186H5V190H6V196L7 197H5V196H3V197H5V198H7V201H10V198L11 197H18V195H20V193L22 192V191H24V189H22V191H21V187H23L22 185H24V184H26V182L25 183H23V181H25L23 178L26 176V174L24 175V173H23V175H24V177L22 176V173L21 172H14V173H11L10 172V168H8L9 167V165L7 166V163H8V160L7 159H5V160H3ZM22 159V158H21ZM37 159V161H38V158H36ZM56 159H58V158H56ZM56 159H53V160H56ZM87 159V160H86ZM13 160V159H12ZM18 160V159H17ZM29 160V159H28ZM27 159H26V161H28ZM32 160V159H31ZM64 160V159H63ZM67 160H69V159H67ZM103 160H104V157H103ZM130 160V159H129ZM181 162H180V161ZM222 160V159H221ZM220 160V161H221ZM232 160V159H231ZM253 160V159H252ZM262 160V159H261ZM7 161V162H6ZM20 162H21V160H19ZM30 161V160H29ZM28 161V162H29ZM58 161V160H57ZM100 161L101 162H103L102 161V159L100 158ZM176 161H178V163H179V166L177 167L176 166V168H174L173 166L175 165V163L174 162H176ZM222 161H225V160H222ZM10 162V161H9ZM12 162V161H11ZM14 162V161H13ZM16 162V161H15ZM19 162V163H20ZM27 162V163H28ZM40 160H39V163L38 164H40ZM41 162V163H42ZM53 162V161H52ZM52 162H50V163H52ZM123 162H125V161H123ZM226 162V161H225ZM228 162V161H227ZM5 163H6V165H5ZM34 163H35V161L33 160V162H32V164L34 165ZM37 163H35V164H37ZM71 163V162H70ZM75 163V164H76ZM173 163H174V165H173ZM177 163V164H178ZM246 163V162H245ZM10 164V163H9ZM11 164H13V163H11ZM15 164H17V163H15ZM31 163H29L28 165H31L30 167H29V170H32V165ZM54 164V163H53ZM72 164V163H71ZM129 164V163H128ZM231 164V163H230ZM26 165V169L25 170H27V164H25ZM44 165V164H43ZM48 165V164H47ZM57 165H58V163H57ZM131 165V164H130ZM222 165V164H221ZM248 165H250V164H248ZM11 166V165H10ZM14 166V165H13ZM13 166H11V168L13 167ZM17 166V165H16ZM21 165H19V167H20ZM23 166H24V164H23ZM34 166H36V165H34ZM38 166V165H37ZM36 166V167H37ZM60 166V167H61ZM74 166V165H73ZM76 166V165H75ZM211 166V165H210ZM225 166V165H224ZM18 167V168H19ZM39 167V166H38ZM52 167V166H51ZM59 167V168H60ZM171 167H173L172 169H171ZM232 167H233V165H232ZM237 167V166H236ZM247 167V166H246ZM245 167V168H246ZM14 168V167H13ZM31 168V169H30ZM211 169L213 168V167H210ZM210 168H209V170H210ZM223 168V167H222ZM229 168V167H228ZM40 169V168H39ZM64 169H62V172H63V170ZM214 169H216L215 167H214ZM225 169V168H224ZM239 169V168H238ZM20 170V169H19ZM29 170H28V172H29ZM37 170H38V168H37ZM46 170V169H45ZM197 170H199V169H197ZM205 170H206V174L205 175H208L207 174V169L205 168ZM208 170V171H209ZM219 169H217V171H218ZM245 170V169H244ZM13 171H18V169H16V170H13ZM23 171V170H22ZM34 171H35V169H34ZM40 171V170H39ZM225 171V170H224ZM235 171H237V170H235ZM45 172V171H44ZM48 172V171H47ZM193 172V171H192ZM197 172V171H196ZM210 172V171H209ZM208 172V173H209ZM214 171H211V173H210V175L213 173ZM242 172H243V169H242ZM264 172V171H263ZM30 173L32 174V176L31 177H33V173H35V172H31L30 171ZM51 173V172H50ZM58 173V172H57ZM189 173V174H188ZM203 173V172H202ZM246 173V172H245ZM30 174V175H31ZM40 174H42V173H40ZM52 174V173H51ZM80 174V173H79ZM188 174V175H187ZM204 174V173H203ZM214 174H215V172H214ZM214 174H213V177H215L216 179L217 178H219V177H221L220 176V172H218L217 174V176L218 177H216V176H214ZM36 175V174H35ZM39 175V174H38ZM53 175V174H52ZM52 175H50V174H43L42 176H39L40 178H41V181H38V182H40V183H42V184H40L38 187H40L42 190H40V191H46L47 189H45V187L47 186V184H48V182L49 181H51L52 179V181H54V180H56V182H57V180H58V178H55L54 179V176H53V178H52ZM60 175H62V174H60ZM239 175V174H238ZM260 175V174H259ZM264 175V174H263ZM87 176V175H86ZM29 177V175H27V178ZM31 177H29L30 179H31ZM35 177V176H34ZM37 177V176H36ZM56 177V176H55ZM202 177H204V175H202ZM248 177H250V176H248ZM26 178V180H28ZM38 178V177H37ZM211 178V177H210ZM237 178V177H236ZM258 178V181H264V177H261V176H258L257 177ZM29 179V180H30ZM204 179V178H203ZM202 179V180H203ZM229 179V178H228ZM245 179V178H244ZM28 180V181H29ZM34 180V179H33ZM37 180H39V179H37ZM145 180H147V182H148V184H149V186L147 185L146 187H143L145 190V193L147 194V196L149 195V199H151V201L149 200V199H145L144 201H148V207H149V203H153V199L155 198V197H157L158 196V198H159V196L160 197H163V195L165 196L164 197V199L163 200H161V202L159 203V204H155L156 206H154V211H155V213H152V211H153V209H152V207H149V209L151 210L150 212H149V210H148V212L147 213H140V211H139V208H135L136 210H132L131 208H130V206H132L133 205V201L136 203L137 201H135L134 200V198H135V196L136 195H134V193L135 192H140V187H138L139 185H141L142 184V181H143V183H144V181ZM200 180V179H199ZM37 182V181H36ZM221 182V181H220ZM247 182V181H246ZM262 182H261V184H262ZM29 183V182H28ZM27 183V184H28ZM32 183V182H31ZM30 183V184H31ZM35 183V182H34ZM44 183H46V186L44 185V186H41V185H43ZM141 183V184H140ZM216 183H218V185H216ZM243 183H245V180H244V182ZM4 184V185H5ZM30 184H28L29 186H30ZM49 184H54V182L53 183H50L49 182ZM56 184V183H55ZM251 184V183H250ZM260 184V185H261ZM4 185H3V187H4ZM35 185V184H34ZM36 185H38L37 183H36ZM144 185V184H143ZM214 185H215V187H214ZM224 185V184H223ZM25 186V188H26V186L27 185H24ZM50 186H53V185H50ZM49 186V187H50ZM56 186H58V183L56 184ZM221 186V185H220ZM241 186V185H240ZM253 186V185H252ZM44 189H43V188ZM48 187V186H47ZM59 187H61V186H59ZM142 187V186H141ZM223 187V186H222ZM222 187H219V188H222ZM238 187V186H237ZM29 188V187H28ZM27 188V189H28ZM34 188H35V186H34ZM33 188V189H34ZM36 188H37V186H36ZM51 188V187H50ZM240 188V187H239ZM264 188V187H263ZM26 189V190H27ZM138 189V191H136ZM214 189V190H213ZM223 189V188H222ZM246 189V188H245ZM248 189V188H247ZM262 189V188H261ZM32 190V189H31ZM219 190H221V189H219ZM218 190V191H219ZM224 190V189H223ZM59 191V190H58ZM141 191H142V189H141ZM264 191V190H263ZM5 192V191H4ZM26 192V191H25ZM25 192H23V193H25ZM60 192H62V189H61V191ZM143 192V191H142ZM142 192H140L139 193V195L142 193ZM215 192V193H214ZM248 192V191H247ZM22 193V194H23ZM28 193H30V188L28 189ZM34 193V192H33ZM48 193V192H47ZM132 193H133V195H132ZM144 193V192H143ZM220 193V192H219ZM243 193V192H242ZM253 193H254V191H253ZM263 193V192H262ZM4 194V195H5ZM30 194H32V192L30 193ZM136 194V193H135ZM138 194V193H137ZM163 194V195H162ZM208 194V195H207ZM252 194V193H251ZM257 194V193H256ZM25 195V194H24ZM23 195V196H24ZM139 195H137V196H139ZM157 195V196H156ZM249 195V194H248ZM248 195H247V197H248ZM20 196H22V195H20ZM134 196V197H133ZM147 196H145L144 194H142V197H147ZM151 196V197H150ZM152 196H154V197H152ZM209 196V197H210ZM140 197V196H139ZM139 197H137V198H139ZM19 198V197H18ZM207 198H206V200H207ZM211 198V197H210ZM258 199H259V197H257ZM140 199V198H139ZM142 199V198H141ZM256 199V198H255ZM12 200H13V198H12ZM11 200V201H12ZM138 200V199H137ZM158 200H160V199H158ZM206 200H205V202H204V204L201 206V207H205V208H207V210L209 209V210H211L210 208H208V207H210V204L211 203H209V199L207 200V202H206ZM244 200H245V198H244ZM257 200V199H256ZM6 201V202H7ZM150 201V202H149ZM154 201H155V199H154ZM14 202V201H13ZM12 202V203H13ZM139 202H141V200L139 201ZM157 202V201H156ZM241 202V201H240ZM11 203V202H10ZM138 203V202H137ZM186 203V202H185ZM229 203H231L230 201H229ZM246 203V202H245ZM254 203V202H253ZM6 204H8V203H6ZM141 204H142V202H141ZM145 204V203H144ZM212 204H215V203H212ZM241 204V203H240ZM247 204H249V203H247ZM150 205H152V204H150ZM237 205V204H236ZM256 205H257V203H256ZM10 206V205H9ZM138 206V205H137ZM136 205L134 206V207H137ZM143 206V205H142ZM212 206V205H211ZM243 206V205H242ZM254 206H255V204H254ZM254 206H253V204H252V202H251V204H250V206L248 205V208H247V206H245V208H247V209H245L246 210V212L245 213H247V214H249V217H251L250 216V211H252V209L254 208ZM7 207V206H6ZM119 207V206H118ZM144 207H145V205H144ZM148 207H147V205H146V208L148 209ZM215 207V206H214ZM238 207V206H237ZM8 208V207H7ZM116 208V209H115ZM126 208V207H125ZM124 208V209H125ZM145 208V209H146ZM9 209V208H8ZM123 209V208H122ZM123 209V210H124ZM144 209H142L141 211H143ZM219 210V209H218ZM238 210V209H237ZM221 211H222V209H221ZM220 211V212H221ZM227 211V213H228V215H226V217L227 218H229V220L228 221H225L224 220V218H222L226 223H224V225H223V227L221 228V232H220V239H222V241H223V243L226 245V246H230V247H234V241H233V239L230 237L232 234H234V232L232 233V231H231V228L232 227H234L235 225H236V221H235V218H233L232 216H235L234 214H232L231 216H230V214H229V212H230V210H226ZM233 211H236V208H235V210H233ZM242 211V210H241ZM254 211V210H253ZM9 212V211H8ZM237 212V211H236ZM10 213V212H9ZM8 213V214H9ZM231 213V212H230ZM235 213V212H234ZM243 213V212H242ZM242 213L240 214L241 216H243L242 215ZM11 214V213H10ZM244 214V213H243ZM254 214V213H253ZM12 215V214H11ZM6 216V218H4L5 219V221H4V227H3V234H5L4 235V237L6 236V239L7 238H9L11 235H13V233H12V231H11V224L10 223H7V222H9V221H12L13 223H15V221L14 220H12V216ZM153 215V216H152ZM224 216H225V214H223ZM239 215V214H238ZM237 216V215H236ZM162 217V216H161ZM160 217V218H161ZM223 217V216H222ZM244 217H248V215L247 216H243V219H244ZM138 218V217H137ZM163 218V217H162ZM172 218V217H171ZM233 218V219H232ZM238 218V217H237ZM240 218H242V217H240ZM18 219V218H17ZM20 219H22V218H20ZM188 219V218H187ZM239 219V218H238ZM163 220V222H164V218L162 219ZM162 220H160V221H162ZM172 220V219H171ZM237 220V219H236ZM250 220V219H249ZM168 221V220H167ZM166 221V222H167ZM245 221V220H244ZM243 221V222H244ZM168 222H170V221H168ZM187 222V221H186ZM247 222V221H246ZM165 223V222H164ZM222 223H223V221H222ZM166 225L165 226H167L168 225V227L167 228H169V229H171L170 227L171 226H169L170 225V223H165ZM219 224V223H218ZM146 225V226H147ZM241 225H243V223L241 224ZM260 228V227H259ZM173 230L171 231V232H173ZM32 236V238H34V239H36L35 241H34V239H33V241H34V243H36V242H39V240H38V237L35 235V234H33V235H31ZM31 238V237H30ZM146 238V237H145ZM29 239V238H28ZM6 241H9V240H6ZM29 241V240H28ZM32 240H30V242H31ZM32 241V242H33ZM29 242V243H30ZM10 243V242H9ZM24 243V242H23ZM28 243V244H29ZM34 243L32 244L31 243V245L33 246L34 245ZM66 243H67V245H68V248H70V249H72V250H75V248H76V245L74 244V243H72L71 241H66ZM185 245L184 246H189V243L188 242H185L184 243ZM25 245V244H24ZM30 245V244H29ZM30 245V246H31ZM35 246H37L36 244H35ZM40 248V247H39ZM43 249L41 250V251H39V253L40 252H42L41 253V257H42V259L43 260H45L47 263H49V264H69V262H68V260L66 259V257L69 255V257H70V259L72 260V261H77L78 259H81L80 257H78L76 254H72V253H68L66 250H62V249H51V248H45V247H42ZM30 249V248H29ZM41 249V248H40ZM39 250V249H38ZM37 250V247H36V251H38ZM209 250V249H208ZM211 250H213V249H211ZM45 251V252H44ZM22 252V251H21ZM210 252V251H209ZM27 253H28V255H29V253L30 252H28L27 251ZM34 253V251L32 252V253H30L31 254V256H30V258H29V260L33 257V256H35V255H32ZM37 253L38 252H36V255H37ZM45 253H47V255H45ZM144 253H146V254H144ZM211 254L212 253H214V255H215V262L217 263V262H219V261H217V260H222L223 262L222 263H227V264H234L235 262H234V260H232V259H230L229 257H227V259H226V253H225V251L224 250H222V248H221V250H220V248L218 249V247H217V249H215V250H213V252L211 251L210 252ZM43 254V255H42ZM156 254H158V253H156ZM194 254H195V251H194ZM194 254H192V256L194 257ZM235 253H233V255H234ZM27 255V256H28ZM236 255H237V253H236ZM235 255V256H236ZM24 256H25V254H24ZM26 256V257H27ZM40 256H37V258L36 257H33V259H35L36 258V260L39 258V259H41L40 258ZM196 256V255H195ZM212 256V255H211ZM100 257H98V259L100 258ZM189 257H191V256H189ZM197 257V256H196ZM195 257V258H196ZM169 258V256L167 257V259ZM192 258V257H191ZM198 258V257H197ZM33 259H31V261L33 260ZM38 259V260H39ZM172 259V258H171ZM199 259V258H198ZM28 260V259H27ZM37 260V261H38ZM169 260V259H168ZM190 260H193V259H190ZM199 260H201V259H199ZM212 260L213 259H211V261H210V264H211V262H212ZM34 261V260H33ZM170 261L171 260H169L168 262L170 263ZM175 261V260H174ZM202 261V260H201ZM36 262V261H35ZM39 262H43L42 260L41 261H39ZM44 263V262H43ZM176 263V262H175ZM37 264V263H36ZM171 264V263H170ZM173 264H174V262H173ZM193 264V263H192ZM196 264V263H195ZM207 264V263H206ZM236 264V263H235Z\"/></svg>", "mask_w": 264, "mask_h": 264}, {"label": "clouds", "instance_id": "clouds-1", "mask_svg": "<svg viewBox=\"0 0 264 264\" xmlns=\"http://www.w3.org/2000/svg\"><path fill=\"white\" fill-rule=\"evenodd\" d=\"M11 224L13 235L9 237V242L19 246L25 242L31 235L38 237L37 248L43 246L51 249H62L68 253L76 254L81 259L72 261L69 255L66 257L69 264H104V258L100 257L99 248L95 245H89L87 240L73 239L64 236L56 224L54 217L49 212L37 211L31 201L23 196L18 198L14 204ZM17 216L22 219H17ZM66 241H71L76 245L75 250L68 248ZM47 255V253H45ZM98 257H100L98 259ZM47 264V262H45Z\"/></svg>", "mask_w": 264, "mask_h": 264}, {"label": "built area", "instance_id": "built-area-1", "mask_svg": "<svg viewBox=\"0 0 264 264\" xmlns=\"http://www.w3.org/2000/svg\"><path fill=\"white\" fill-rule=\"evenodd\" d=\"M195 255L201 259L203 262L210 264V261L212 259L211 253L209 252V250L207 248H196L195 249Z\"/></svg>", "mask_w": 264, "mask_h": 264}]
</instances>
